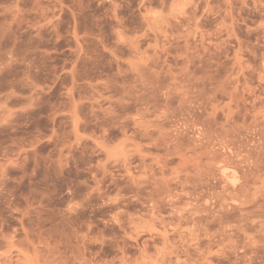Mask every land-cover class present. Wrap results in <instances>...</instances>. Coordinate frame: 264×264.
Returning <instances> with one entry per match:
<instances>
[{
    "label": "rangeland",
    "instance_id": "374dc122",
    "mask_svg": "<svg viewBox=\"0 0 264 264\" xmlns=\"http://www.w3.org/2000/svg\"><path fill=\"white\" fill-rule=\"evenodd\" d=\"M0 264H264V0H0Z\"/></svg>",
    "mask_w": 264,
    "mask_h": 264
}]
</instances>
